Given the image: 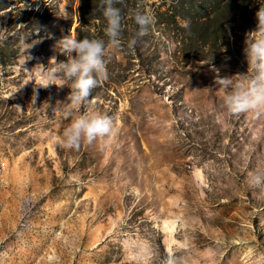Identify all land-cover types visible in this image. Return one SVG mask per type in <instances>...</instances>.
Returning <instances> with one entry per match:
<instances>
[{
  "label": "rangeland",
  "instance_id": "374dc122",
  "mask_svg": "<svg viewBox=\"0 0 264 264\" xmlns=\"http://www.w3.org/2000/svg\"><path fill=\"white\" fill-rule=\"evenodd\" d=\"M229 1L117 5L108 79L73 105L58 41L107 44L100 0H0V264H139L143 248V264L168 251L183 264H264V117L228 115L210 70L247 82L264 0ZM135 11L155 24L130 50ZM44 69L58 73L47 88ZM85 111L110 116L116 135L64 147Z\"/></svg>",
  "mask_w": 264,
  "mask_h": 264
},
{
  "label": "clouds",
  "instance_id": "9594fccd",
  "mask_svg": "<svg viewBox=\"0 0 264 264\" xmlns=\"http://www.w3.org/2000/svg\"><path fill=\"white\" fill-rule=\"evenodd\" d=\"M125 0H100V9L107 22L104 29L107 44L102 39L84 37L78 39L71 34L58 41L61 52L66 55L65 62L57 64L59 74L72 81L71 91L67 100L73 105L87 101L94 89L108 79L105 48H120L122 41V9L117 5L124 4ZM133 19L137 31L127 42L128 49H133L139 41L148 34L155 24V17L150 12H133ZM256 26L249 33H254L248 40L244 52L247 54L253 69L252 75L246 83H234L232 76L221 75L220 70L211 65L214 73V84L225 90L223 107L228 115H241L251 113L254 118L264 117V5L255 12ZM190 20H184L181 27L190 29ZM58 73L44 69L41 74V84L38 87L47 88L51 81L57 78ZM36 95L34 87V97ZM117 129L113 119L98 112L85 111L74 118L64 130L61 142L64 147L72 150L79 149L82 142L92 144L102 140L111 141ZM257 186L262 187L259 182ZM148 248L138 249L139 264L147 259ZM164 264H183V258L172 251L165 255Z\"/></svg>",
  "mask_w": 264,
  "mask_h": 264
},
{
  "label": "trees",
  "instance_id": "16d2710c",
  "mask_svg": "<svg viewBox=\"0 0 264 264\" xmlns=\"http://www.w3.org/2000/svg\"><path fill=\"white\" fill-rule=\"evenodd\" d=\"M237 0H230L229 2H227V5L229 4L230 6L233 5L234 7H237L236 5V2Z\"/></svg>",
  "mask_w": 264,
  "mask_h": 264
}]
</instances>
